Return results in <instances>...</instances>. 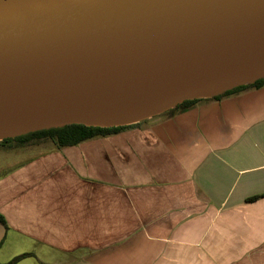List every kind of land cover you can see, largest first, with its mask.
<instances>
[{
	"label": "crops",
	"instance_id": "crops-1",
	"mask_svg": "<svg viewBox=\"0 0 264 264\" xmlns=\"http://www.w3.org/2000/svg\"><path fill=\"white\" fill-rule=\"evenodd\" d=\"M201 99L1 171L0 263L264 264V85Z\"/></svg>",
	"mask_w": 264,
	"mask_h": 264
},
{
	"label": "water",
	"instance_id": "water-1",
	"mask_svg": "<svg viewBox=\"0 0 264 264\" xmlns=\"http://www.w3.org/2000/svg\"><path fill=\"white\" fill-rule=\"evenodd\" d=\"M261 78L264 0H0V141L130 125Z\"/></svg>",
	"mask_w": 264,
	"mask_h": 264
},
{
	"label": "trees",
	"instance_id": "trees-1",
	"mask_svg": "<svg viewBox=\"0 0 264 264\" xmlns=\"http://www.w3.org/2000/svg\"><path fill=\"white\" fill-rule=\"evenodd\" d=\"M263 85H264V78H261L251 84L226 90L216 96L211 97L210 99L217 101L224 97L239 93L241 91L251 88H259ZM201 100L203 99H192V100L183 101L182 103L177 104L173 108L162 112V114L168 117L173 116L177 113H181L187 109H190ZM126 127H128V125L115 126V127H93V126H85L81 124L67 125L59 128H51L47 130L28 133L14 138H6L0 141V146H2L3 144H10L12 142H15L16 147H27L37 142L50 141L54 144V146L57 149H61L64 147L75 146L81 143L82 141L90 138L105 137L111 134L118 133L121 130L125 129ZM0 226L3 229H6L5 222L1 216H0ZM28 256H30V254H22L16 256L5 264H17L20 260Z\"/></svg>",
	"mask_w": 264,
	"mask_h": 264
},
{
	"label": "rangeland",
	"instance_id": "rangeland-1",
	"mask_svg": "<svg viewBox=\"0 0 264 264\" xmlns=\"http://www.w3.org/2000/svg\"><path fill=\"white\" fill-rule=\"evenodd\" d=\"M211 96H214V94H210V97ZM48 142L49 141H47V144ZM49 145L50 144H48L47 146H43L41 145V142H37L27 147H16L15 142H12L10 144H3L2 146H0V173L3 170H7L17 165L19 162L25 160L27 157L33 156L44 151L46 148L49 147ZM9 147L11 148L8 149ZM6 149L8 151H5Z\"/></svg>",
	"mask_w": 264,
	"mask_h": 264
},
{
	"label": "bare ground",
	"instance_id": "bare-ground-1",
	"mask_svg": "<svg viewBox=\"0 0 264 264\" xmlns=\"http://www.w3.org/2000/svg\"><path fill=\"white\" fill-rule=\"evenodd\" d=\"M219 90H220V88H216V89H213L212 91L216 92V91H219Z\"/></svg>",
	"mask_w": 264,
	"mask_h": 264
}]
</instances>
